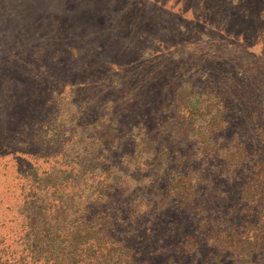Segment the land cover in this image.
I'll use <instances>...</instances> for the list:
<instances>
[{"label":"trees","instance_id":"16d2710c","mask_svg":"<svg viewBox=\"0 0 264 264\" xmlns=\"http://www.w3.org/2000/svg\"><path fill=\"white\" fill-rule=\"evenodd\" d=\"M254 61V80L246 69L202 92L184 83L150 113L115 87L124 102L100 109L104 121L58 124L62 145L92 141L70 162L64 146L27 163L15 152L20 199L14 218L0 212V264H264V58Z\"/></svg>","mask_w":264,"mask_h":264},{"label":"rangeland","instance_id":"374dc122","mask_svg":"<svg viewBox=\"0 0 264 264\" xmlns=\"http://www.w3.org/2000/svg\"><path fill=\"white\" fill-rule=\"evenodd\" d=\"M262 4L264 0H0L3 217L14 218L20 199L14 189V153L27 163L43 151L58 154L64 146L70 162L81 145L92 141L80 140L78 131L80 144L73 137L62 145L58 124L75 126L77 118L104 121L96 115L100 109L110 100L124 102L112 91L115 87L133 96L132 106L144 105L150 113L163 103L170 105L184 83L202 92L217 88L220 75L246 69L254 80L260 73L254 70L259 64L254 58H264V22L257 16ZM114 75L120 80L111 84ZM145 118L159 144L167 140L155 128L156 115ZM203 120L198 122L204 125ZM44 136L49 146L37 139ZM234 189L232 202L237 199Z\"/></svg>","mask_w":264,"mask_h":264}]
</instances>
